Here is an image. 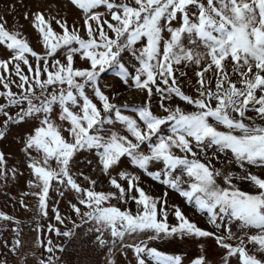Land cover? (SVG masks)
<instances>
[{"label": "snow or ice", "instance_id": "1", "mask_svg": "<svg viewBox=\"0 0 264 264\" xmlns=\"http://www.w3.org/2000/svg\"><path fill=\"white\" fill-rule=\"evenodd\" d=\"M67 8L82 23L51 4L24 13L40 50L0 18V45L8 50L0 58V139L28 125L19 140L30 194L38 219L55 221L35 225L47 253L36 264H69L64 257L77 241L103 254V264H120L117 253L129 249L135 264H264V0H68ZM189 66L194 79L186 84ZM108 70L143 99L120 102L116 85L103 81ZM85 151L108 190L74 172ZM7 157L0 149L5 183L18 175ZM138 173L164 191L149 194ZM53 191L75 193L66 212L49 203ZM170 191L210 227L170 205ZM121 201L135 202V212ZM0 221L14 229L5 247L27 264L21 221L2 210ZM156 240L191 242L197 252L164 251ZM213 246L218 260L209 255Z\"/></svg>", "mask_w": 264, "mask_h": 264}, {"label": "rangeland", "instance_id": "2", "mask_svg": "<svg viewBox=\"0 0 264 264\" xmlns=\"http://www.w3.org/2000/svg\"><path fill=\"white\" fill-rule=\"evenodd\" d=\"M206 2V0H205ZM51 4L53 9H56L61 12V14L67 13L70 21L76 20V23L79 25L82 23L77 17L78 13L75 10L67 8L68 0H0V18L7 20V26L10 30L19 31L25 34L29 39L32 45L40 50L42 48V41L38 38V30L34 28L31 24V17L25 18L24 13L26 11L35 10L40 5ZM57 4L62 5L61 8L57 9ZM195 10V9H194ZM55 14V12H53ZM110 18V17H109ZM8 54L6 46L0 45V58H3ZM127 59V57H125ZM0 71H3L0 68ZM188 77L185 83L194 79L193 69L191 66L187 68ZM103 81L106 84H115L116 91L119 94V101H128V102H140L143 99V96L140 92L135 91L134 89L123 85L122 82H119V79L115 77L114 73L111 70L106 71L102 74ZM14 90H15V86ZM194 92V86L189 89ZM0 102H3V99L0 98ZM155 105V101H153ZM12 111H16L15 108ZM157 111L160 109L157 108ZM252 113L250 112L249 115ZM3 117L0 116V120ZM28 129V125H23L21 127H15L11 129L7 139H0V149H3L8 154V165L11 168L12 165H16L18 175L13 179L9 176L7 182L5 183L4 178L0 176V210L9 213L12 216L17 217L20 221V227L22 229L20 238L23 240V247L20 250L21 254L27 253V264H36V260L40 255H47L46 250L41 248L38 245V239L40 237V230L36 228V223L47 225L49 221L55 222L54 217H40L38 219L37 213V198L30 193L35 191L28 184V180L31 178V173L29 168L24 162V155L21 151L22 145L20 143L19 137L22 132ZM35 155V153H34ZM89 160H94L92 153L87 151L83 152L77 159L76 165L74 167V172L83 171L88 175L93 176L98 179L97 187L100 190H108L111 186L107 178L99 171L98 168L93 167L87 163ZM215 163V161H213ZM219 166V165H217ZM123 167L126 170L135 171V166L131 165L130 162L125 161ZM235 167V166H234ZM255 171L259 172V169ZM142 176V186L145 190L152 195L159 196L164 191V185L160 182L154 180L153 178L147 176V174L138 173ZM81 182L83 180L81 178ZM248 187L249 185H244ZM63 191V189H62ZM75 197L74 192L65 191V195L61 197L56 192H52L49 203L52 201H59V206L62 211H67L69 208V201H73ZM23 198L30 207L25 209L20 203L19 200ZM172 203L179 204L186 214L191 218L195 219L200 225L205 227H210L207 223V216L200 214L199 212L194 211L193 207L190 206L185 199L176 191L169 192V204ZM121 207L130 208L133 212L136 210L135 202L124 203L123 201L119 202ZM174 217H170L171 221H174ZM14 223V222H12ZM14 235V229L10 226L8 221H0V259L7 258L9 264H24L23 260L20 257L11 254L7 247L4 245V241H7L8 244L12 243ZM48 232L44 230V236L47 237ZM139 239H144L143 236ZM153 245L159 247L161 250L175 252L180 251L186 254L188 257L193 256L197 252V247L194 243L191 242H164V241H152ZM85 246H81V242L77 241L68 247L67 254L64 259L69 261V264H83L85 260L98 261V264H103L105 256L103 254H93L87 248V242H84ZM33 252L37 253L36 256L31 255ZM209 255L212 259L218 260L221 256V253L218 248L215 246L209 249ZM117 258L120 264H135V256L131 249L128 250L127 255L122 253H117ZM149 264H154L150 261Z\"/></svg>", "mask_w": 264, "mask_h": 264}]
</instances>
